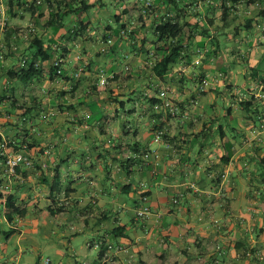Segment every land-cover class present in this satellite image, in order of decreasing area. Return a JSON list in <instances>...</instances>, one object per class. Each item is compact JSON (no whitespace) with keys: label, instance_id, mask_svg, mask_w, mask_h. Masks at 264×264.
<instances>
[{"label":"crops","instance_id":"obj_1","mask_svg":"<svg viewBox=\"0 0 264 264\" xmlns=\"http://www.w3.org/2000/svg\"><path fill=\"white\" fill-rule=\"evenodd\" d=\"M38 1L32 19L0 0V141L32 161L9 175L0 157V264H43L40 249L52 264H264V0H224L225 20L223 0H153L151 15L146 0ZM168 12L191 26L162 74ZM30 27L65 47L62 75L46 61L10 81ZM165 89L175 115L155 102ZM9 195L26 212L13 222Z\"/></svg>","mask_w":264,"mask_h":264},{"label":"trees","instance_id":"obj_2","mask_svg":"<svg viewBox=\"0 0 264 264\" xmlns=\"http://www.w3.org/2000/svg\"><path fill=\"white\" fill-rule=\"evenodd\" d=\"M147 1V0H146ZM237 2L238 0H234ZM41 2V1H40ZM71 2H74V0H71ZM172 5L174 7H178V3L176 0H171ZM250 2H254V0H250ZM40 3L38 0H32V1H25V0H10L8 3L9 6V12L11 14L14 13V10L18 8V12L28 13L31 15L32 19L36 18V14L39 11V5ZM155 4H151V6H147L149 9V15L152 14L154 10ZM68 4L64 5V8H70L69 11L62 10L58 12H53L50 14L49 21L46 26L51 27L53 26L55 28V33H57L61 26L63 25V19L68 16L70 13L75 12L76 10L73 8V6H70ZM230 9L226 6L225 1L223 0L222 5V14L224 20L226 19V15ZM22 13V14H23ZM260 16H264V5L260 7ZM253 21L249 20L247 21L248 25L250 26ZM191 24L188 21H182L179 15L171 16L168 12L166 15H163L160 20L155 22V34H156V50L160 52L161 59L157 62L156 66L159 67V71L161 73L167 72L171 66L179 63L182 59L187 57L185 55V52L187 50V42H188V35H187V28H189ZM33 29V31L29 32V43H30V49L31 55L27 53L25 59L26 65L22 66L21 63H17L9 70V78L10 81H22V82H29L31 80H34L40 76H42V70L43 67L41 66L42 62H52V67L50 68V76L52 77V74L56 75H62L58 73V67L54 65L53 62V53H52V44H47L46 39L39 36L33 27H30L29 30ZM28 30V31H29ZM191 36V35H190ZM54 38L52 41L54 42ZM187 41V42H186ZM56 44H54V50H64L65 47L62 46L61 43H59V40L56 39ZM66 50V49H65ZM62 55H60L62 58L65 57V52ZM62 64V63H61ZM61 66V65H60ZM170 99V98H169ZM171 100V99H170ZM165 99L159 97L155 100V102L159 103L161 102L162 107H165ZM247 104V107L251 106L250 103ZM167 108V107H166ZM179 112V111H178ZM177 114V113H172ZM10 148L14 151H16L15 147L16 144L13 141H10ZM128 159V161H130ZM150 194V192H149ZM143 196L147 197L148 193H145ZM0 197H4L3 195H0ZM150 209V207H149ZM64 209L62 207L57 208L56 211H53V214L58 215L60 212H62ZM150 213V211H149ZM4 214L6 215L9 222H13L16 216L24 217L26 215V212L23 209H20L16 203L14 196L9 195L7 197L6 205L4 207ZM121 231L119 234H115L116 237L124 236V231L126 230L125 227H118L115 229ZM16 232V229L10 230L6 236L10 237L12 234Z\"/></svg>","mask_w":264,"mask_h":264},{"label":"built area","instance_id":"obj_3","mask_svg":"<svg viewBox=\"0 0 264 264\" xmlns=\"http://www.w3.org/2000/svg\"><path fill=\"white\" fill-rule=\"evenodd\" d=\"M40 3V1H38ZM153 0H147L146 1V5L147 6H151ZM0 26L1 27H5L6 26V20L3 17H0ZM33 31V29L29 30L26 32V36L29 34V32ZM111 42V41H109ZM26 60L23 59L21 65L25 66L26 65ZM63 62V59L61 56H59L55 61H54V65L58 67V73L61 74L62 70L60 68L61 63ZM105 80L102 81V83H104ZM205 86L209 85V82L206 81L204 83ZM160 97L164 98L165 101V107H167L171 113H178L179 108L169 99L168 97V91L162 90L160 93ZM185 118H187L188 116L185 114L184 115ZM163 131H160L157 135V139L161 138V136L163 135ZM10 141L8 140H2L0 141V157L4 159V163L7 169V172L9 175H15L17 173V169L20 165L22 164H26L28 166L32 165V161L29 159V157H27L23 152H18V151H14L10 148ZM145 199H147V197H145ZM175 202H177L175 200ZM150 211L149 206H144V208L142 209V214H148ZM97 246H99V244H97ZM43 264H52V260L50 258H46L43 261Z\"/></svg>","mask_w":264,"mask_h":264},{"label":"rangeland","instance_id":"obj_4","mask_svg":"<svg viewBox=\"0 0 264 264\" xmlns=\"http://www.w3.org/2000/svg\"><path fill=\"white\" fill-rule=\"evenodd\" d=\"M44 2H43V5H42V7H44V6H46L47 5V3H46V1L47 0H43ZM144 2V1H143ZM65 20V19H64ZM67 20H65V22H66ZM33 27H34V25H32ZM38 35H41V36H45L40 30H38ZM30 248L31 247H29L28 246V250H30ZM29 252V251H28ZM39 255H41L42 257H43V259H46L47 257H48V255H50V252L49 251H47V250H43V249H40L39 250V253H38Z\"/></svg>","mask_w":264,"mask_h":264}]
</instances>
